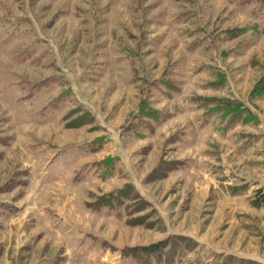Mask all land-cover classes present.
<instances>
[{"label":"rangeland","instance_id":"rangeland-1","mask_svg":"<svg viewBox=\"0 0 264 264\" xmlns=\"http://www.w3.org/2000/svg\"><path fill=\"white\" fill-rule=\"evenodd\" d=\"M261 120L264 0H0V264H264Z\"/></svg>","mask_w":264,"mask_h":264},{"label":"crops","instance_id":"crops-1","mask_svg":"<svg viewBox=\"0 0 264 264\" xmlns=\"http://www.w3.org/2000/svg\"><path fill=\"white\" fill-rule=\"evenodd\" d=\"M241 102V101H240ZM249 103H250V101H248ZM243 103V102H242ZM243 107L247 110V111H249L250 113H252V114H254L257 118H259V115H258V113H256L255 111H257L256 110V108L254 109V107L252 106V104H251V106H249V105H247V104H245V103H243ZM261 122H262V127H264V125H263V121L261 120ZM167 230H168V232L170 233L171 232V229H170V227H168L167 228ZM170 230V231H169ZM172 233V232H171ZM167 235V234H166ZM168 236V235H167ZM166 237V236H165ZM197 239V238H196ZM199 242H201L200 240H198Z\"/></svg>","mask_w":264,"mask_h":264},{"label":"trees","instance_id":"trees-1","mask_svg":"<svg viewBox=\"0 0 264 264\" xmlns=\"http://www.w3.org/2000/svg\"><path fill=\"white\" fill-rule=\"evenodd\" d=\"M242 104V103H241ZM187 238V237H186ZM195 241V240H194ZM195 242H197V241H195ZM151 246V247H150ZM152 247H154L153 245H149L148 247H147V249H149V248H152ZM136 248H139V247H136ZM140 249H144V247H141Z\"/></svg>","mask_w":264,"mask_h":264}]
</instances>
